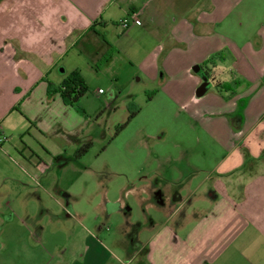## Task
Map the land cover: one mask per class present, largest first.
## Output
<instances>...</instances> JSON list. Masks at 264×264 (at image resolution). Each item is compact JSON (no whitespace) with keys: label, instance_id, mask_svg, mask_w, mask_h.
<instances>
[{"label":"crops","instance_id":"0c3cea01","mask_svg":"<svg viewBox=\"0 0 264 264\" xmlns=\"http://www.w3.org/2000/svg\"><path fill=\"white\" fill-rule=\"evenodd\" d=\"M166 1L0 0V100L4 102H0V138L5 140L3 145L7 137L1 119L18 109L21 116L27 114L37 122L35 138L59 135L70 141V137L75 139L83 134L88 123L86 118L75 106L64 105L58 94L47 97V85L57 86L69 73L78 71L65 73L60 67L63 58L78 46L96 61L108 47L105 31L111 25L123 32L119 25L127 20L128 26L145 33L172 23L163 38L167 37L165 46L180 45L169 51L179 54L182 63L180 71L171 69L183 77L184 83L180 84L186 86L179 97L185 96L195 105L189 114L200 120L198 129L208 135L212 153L216 154L208 169L202 162L188 160L191 147L176 145L175 155H156L151 164L142 166L146 169H140L137 177L125 176L127 184L119 189L125 199L132 200L130 204L121 197L111 201L102 195L94 206L95 211L100 212L106 224L114 213L122 216L121 238L117 242L124 256L114 253L117 252L111 248L114 241L108 234L112 227L103 223L94 227L95 232L82 230L83 234L69 227L56 230L52 240H48L50 247H42L39 252L34 248L36 253L20 243L25 264H264V96H244L246 92H238L237 88L234 93L221 89V84L231 81L243 83V79L236 78L237 72L247 79L251 76L248 63L234 54H231L235 60L232 70L220 72L218 65L212 63L215 91L210 84L200 98L195 97L199 79L191 72L194 65L215 59L223 49L225 42L220 39L223 35L214 28V22L234 1L192 0V4L200 6L190 8L178 18L172 17L169 6L167 15L165 10L160 12L157 5ZM173 1L176 0H170L168 5ZM48 12L53 16L45 26L39 17ZM160 71L161 66L156 67V75ZM50 74H55L58 80L48 81ZM46 116L53 119L49 121ZM41 148H46L50 165L64 152L52 144ZM84 155L76 149L72 158L80 160ZM42 166V161L37 159L27 175L30 187L38 188L37 182L43 178ZM197 178L200 179L195 183ZM31 190L30 196L35 191ZM65 192L63 196L68 195ZM56 211L57 215L59 211L64 212L62 216L66 220L75 218L69 203L66 208L59 203ZM40 212H44L43 206ZM7 218L8 222L12 220L11 215ZM64 236L67 247L62 242ZM32 239L35 246L44 244L43 238L32 236Z\"/></svg>","mask_w":264,"mask_h":264},{"label":"rangeland","instance_id":"374dc122","mask_svg":"<svg viewBox=\"0 0 264 264\" xmlns=\"http://www.w3.org/2000/svg\"><path fill=\"white\" fill-rule=\"evenodd\" d=\"M233 1L234 5L225 11L223 9L224 13L222 11L214 22V28L223 35L220 39L225 45L211 61L222 72L233 69L235 60L231 54L240 57V61L245 60L251 76L247 79L237 72L236 78L244 81L240 88L232 87L238 92H246L244 96H264V0ZM169 2H161L157 7L160 12L165 10L167 15L169 6L168 10L175 18L189 12L190 8L200 6L192 4V0H176L168 5ZM168 25L171 27L172 23L163 29L154 28L150 33L130 26L122 32L110 25L105 31L108 47L96 61L87 51L82 53L79 46L63 58L60 67L65 73L78 70L74 72L82 77L88 88L74 108L88 123L83 134L75 139L70 137L67 141L59 135L35 138L37 122L27 114L21 116L17 108V112L12 110L5 119H1L7 141L3 145L5 140L0 138V264H25L24 256L20 254L22 244L32 248L33 253L39 252L42 247H50L48 240H52L56 230L63 231L69 227L71 231L83 234L82 230H93L103 223L112 227L108 232L114 241L111 248L122 257L124 252L117 242L121 238L122 216L114 213L109 223H105L94 207L102 195L111 201L121 197L130 204L132 200L125 199L119 189L122 184L123 187L127 184L125 176L128 179L137 177L140 169H146L142 166L151 164L156 155H175L176 145L191 147L188 154L191 162H202V166L208 169L212 167L216 154L212 153L208 135L198 129L200 120L189 114L195 105L185 96L179 97L186 86L180 84L184 83L183 77L172 71H180L182 63L178 59L179 54L173 55L169 51L180 45H164L167 37L163 38V34L169 31ZM159 66L161 71L156 75V67ZM151 72L153 76H150ZM51 80L56 82L58 77L50 74L48 81ZM211 90L215 91L213 84ZM135 107L140 111L127 122L130 111ZM49 118L53 119L46 116ZM85 141L90 144L87 152L80 160H74L72 155L76 149L82 148ZM51 144L64 152L50 165L46 148L41 147ZM36 158L42 161L44 170L43 178L37 182L38 188L30 187L31 181L27 177L37 163ZM54 185L55 189L52 188ZM31 189L35 191L30 196ZM63 191L68 195L63 196ZM6 203H11V206H5ZM59 203L65 208L69 203L75 218L66 220L62 216L65 213L60 211L57 215ZM41 206L44 212H40ZM111 209L114 211L115 206ZM10 215L12 220L8 222ZM32 236L34 239L43 238L44 246L39 241L35 246ZM62 242L67 247L66 236L62 237Z\"/></svg>","mask_w":264,"mask_h":264},{"label":"trees","instance_id":"16d2710c","mask_svg":"<svg viewBox=\"0 0 264 264\" xmlns=\"http://www.w3.org/2000/svg\"><path fill=\"white\" fill-rule=\"evenodd\" d=\"M212 59L213 58L208 59L205 63L211 62ZM240 85V81L235 80L233 82V86L235 87H239ZM231 90L233 89L231 88ZM46 92L47 97L51 98L55 94H58L64 105L76 107L79 99H81L88 92V88L82 77L77 72H71L59 85L54 86L52 84H48ZM130 106H132V104H130ZM139 111V108L136 107L134 108V110H131L127 118V122H129L130 119L134 118ZM126 123L123 124L119 128V130H121L126 125ZM89 146L90 144L83 145L79 150L81 151L80 154L87 152V148H89Z\"/></svg>","mask_w":264,"mask_h":264},{"label":"flooded vegetation","instance_id":"af4514ba","mask_svg":"<svg viewBox=\"0 0 264 264\" xmlns=\"http://www.w3.org/2000/svg\"><path fill=\"white\" fill-rule=\"evenodd\" d=\"M206 61L200 63V64H196L194 65L193 67L197 66L199 69L197 72H194L191 68V72L198 77L199 79V86L202 85L203 83H207V87H206V92L209 90V87H210V84H212V81H214V73H213V70L212 68L214 67L212 62H209V63H205ZM233 82L234 81H231V86H229L228 84L226 85V88L225 87V84H221V89L223 91H230L231 93H234V88L232 87L233 86ZM198 86V87H199ZM197 87V88H198ZM231 88L233 90H231ZM206 92L203 94V96L206 94Z\"/></svg>","mask_w":264,"mask_h":264},{"label":"water","instance_id":"95a60500","mask_svg":"<svg viewBox=\"0 0 264 264\" xmlns=\"http://www.w3.org/2000/svg\"><path fill=\"white\" fill-rule=\"evenodd\" d=\"M198 69H199V68H198L197 66H195V67L192 68V70H193L194 72H197ZM206 87H207V83H203L202 85H200V86L196 89V91H195V97H196V98H200V97H202L203 94L206 92Z\"/></svg>","mask_w":264,"mask_h":264},{"label":"clouds","instance_id":"9594fccd","mask_svg":"<svg viewBox=\"0 0 264 264\" xmlns=\"http://www.w3.org/2000/svg\"><path fill=\"white\" fill-rule=\"evenodd\" d=\"M52 16H53V13L48 12L45 15L39 17V19L43 21V23L45 24V26H47L50 23V21L52 19ZM32 39L34 40L35 37H33Z\"/></svg>","mask_w":264,"mask_h":264},{"label":"built area","instance_id":"2783aa9c","mask_svg":"<svg viewBox=\"0 0 264 264\" xmlns=\"http://www.w3.org/2000/svg\"><path fill=\"white\" fill-rule=\"evenodd\" d=\"M136 22V21H135ZM122 29H125L128 26V21L124 20L121 21L120 25H119Z\"/></svg>","mask_w":264,"mask_h":264}]
</instances>
